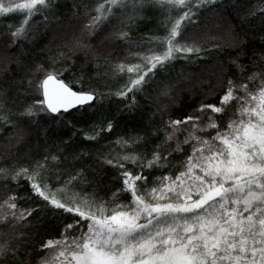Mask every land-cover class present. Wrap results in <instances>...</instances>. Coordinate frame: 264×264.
<instances>
[{
    "label": "snow or ice",
    "instance_id": "1",
    "mask_svg": "<svg viewBox=\"0 0 264 264\" xmlns=\"http://www.w3.org/2000/svg\"><path fill=\"white\" fill-rule=\"evenodd\" d=\"M60 7V0H0V19L22 16L0 30L9 50L0 70V264H264V0H78L58 20ZM152 11L165 17L166 32L146 41L158 47L130 48L138 62L116 64L132 75L114 93L127 101L114 114L109 96L85 88L86 75L106 61L109 43L132 45V21ZM207 13L211 30L192 27ZM37 18L63 30L50 32L56 51L48 67L31 61ZM209 40L235 55L210 74L221 91L190 103L197 84L203 91L212 81L194 80L191 70L166 74L177 59H203ZM139 95L153 101L159 125L141 123ZM70 116L96 144L58 135L75 128ZM123 121L136 123L121 131ZM103 133L117 136L123 151L96 150L111 139ZM180 152L178 174H157ZM69 161L74 171L64 180ZM111 168L119 184L105 199L96 188ZM45 216L62 223L60 238L38 239Z\"/></svg>",
    "mask_w": 264,
    "mask_h": 264
},
{
    "label": "trees",
    "instance_id": "2",
    "mask_svg": "<svg viewBox=\"0 0 264 264\" xmlns=\"http://www.w3.org/2000/svg\"><path fill=\"white\" fill-rule=\"evenodd\" d=\"M78 0H60L61 7L59 9V13L57 19L59 20L61 16H69L70 15V8L71 5L77 3ZM82 2V0H79ZM89 3H94L95 0H88ZM249 2L259 5L261 0H249ZM22 16L20 15H13L8 18L7 21L0 19V30L5 29V26L8 22L12 24H18ZM213 23V14L207 13L203 19L198 21L192 27H206L209 30L212 28ZM36 29V36L38 37L35 44L32 45L34 48V52L31 56V61L33 62H41L44 63L45 67H48L47 58L50 55H53L56 51L55 47L49 44V41L53 40L55 37L50 34V32L54 31L55 33L59 34L62 33L61 27L58 25L54 30H49L45 28L43 22H41L37 18V23L34 26ZM167 28V22L165 17L159 13L152 11L148 13L145 17L140 18L139 20H133L131 23V34L130 39L134 42L132 45L125 44L123 41H117L116 44L109 43L108 47L105 48L104 55L106 56V61L101 60L99 62V66L93 68L87 75H86V83L85 88H94L98 92H103L106 96H109V99L106 103L107 105H111V111L114 114L119 115V110L124 108V105L127 101H123L118 99L114 93L121 90L124 87L125 79L127 78L128 73H119L116 69V64L119 62H138L137 58L131 56L130 48H135L137 45L143 49L148 48L149 46L158 47V45L154 42L153 45H148L146 41L149 37L158 38L162 37ZM63 35H60L58 39H56V43L59 44L63 39H65ZM6 40L7 37L0 35V70L4 68V62L2 60L3 56L9 51L6 47ZM205 47L209 49L206 53H203V59H197L195 56L190 57L188 59H177L175 61L174 67L171 68L170 73L166 75L169 78L176 77L180 78L181 73H187L188 70H191L193 74L194 80L196 78L204 79L208 78L212 81V84L209 85L205 83L203 87V91H201V86L197 84L194 88V95L190 99V103L193 101H198L203 97L205 93H208L210 88H215L216 92L221 91V87L217 84L216 77L210 75L214 69V66L220 62H227V59L231 55H235V51L231 48H224L223 50L216 49L213 45L217 43L216 41H205ZM47 45V47H46ZM59 67V65H57ZM11 68L14 70L15 65H11ZM42 77L37 76V79ZM155 95V93H153ZM215 95V92L212 93ZM137 99L140 103L141 110H142V124H148L150 121L155 124H160V117L159 115L153 116L155 108L153 106V101L148 99L146 95H139ZM126 111V110H125ZM181 113L177 110L176 115L179 116ZM70 125H75V128L72 127H64L61 129L58 135L63 136L64 138L71 137V141L75 144H96L95 141H85L83 137V132H76V129L83 128L85 131L87 130V126L82 125L78 116L77 117H69ZM136 121H123L121 123V131H123L125 126L129 124H134ZM222 123H226V121H222ZM73 132H76L75 135H72ZM186 133L180 134V139H183V136ZM103 137L111 136V139H102V141L97 144L98 151L108 152L109 150H113L114 152H121L123 151L119 145L115 143L117 136L110 134V133H103ZM160 138H163V131L160 133ZM4 141L3 138L0 137V152L4 151ZM171 147H175L174 144L170 145ZM190 145H185V150L190 151ZM50 150L55 153L57 151L55 145H49ZM185 158V153H174L171 159L173 164L170 168L157 170V174L163 172L164 175L169 174H178V170L181 168L182 159ZM89 160L92 163H96L94 157H90ZM22 163L26 162L24 160L21 161ZM131 167V166H129ZM74 171L72 162L69 161L64 166V171L62 175V179L66 180ZM147 174V173H146ZM115 175H118L116 169L111 168L108 174L101 175L100 180L101 183L96 188V191L99 196L108 199L111 196V193L117 189L119 181L115 179ZM27 182H24L26 185ZM21 192H24V188L20 189ZM83 192L85 194H90L92 192L91 185H85L83 187ZM0 196H3V191L0 190ZM127 196L126 193L120 194V199L124 200ZM40 227L44 229V231L40 232L38 235V239H48V238H60V231L63 227L62 223L55 221L51 216H45L43 221L40 222Z\"/></svg>",
    "mask_w": 264,
    "mask_h": 264
}]
</instances>
